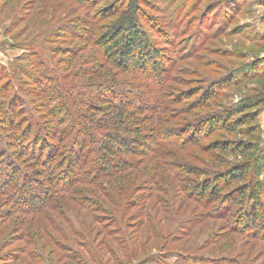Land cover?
I'll return each instance as SVG.
<instances>
[{
	"label": "rangeland",
	"instance_id": "rangeland-1",
	"mask_svg": "<svg viewBox=\"0 0 264 264\" xmlns=\"http://www.w3.org/2000/svg\"><path fill=\"white\" fill-rule=\"evenodd\" d=\"M129 1L0 0V116L7 113L13 123V133L0 128V264H193L200 258L204 264L227 258L264 264V244L219 230L220 222L208 219L210 209L198 208L187 188L180 187L194 178L179 172L185 167L206 165L213 172L243 163L244 158L207 148L215 139L235 140L238 135L219 133L188 150L183 144L161 146L155 155L161 157L158 166H170V172L168 167L149 176L154 171L147 175L139 167L122 174L123 180L129 176L125 183L103 177L56 191L48 199L36 194L24 203L15 183L30 188L15 176L31 179L34 173L44 184L41 190L48 192L46 181L37 176L40 167L19 158L22 145L14 142L16 135L27 133V121L35 116L47 136L56 132V123L74 128L71 121L81 118L105 122L106 114L91 109L96 110L98 96L93 99L90 93L100 95L109 83H114L110 88L131 85L143 91L138 102L169 113L157 114L155 124L179 141L186 140V127L200 118L221 116L264 95V74L258 70L264 65V0ZM133 2L134 23L165 65L153 79L122 74L100 49V40L130 21ZM244 115L254 116L264 133L263 106ZM54 143L47 140L45 145L51 150L58 146ZM258 143L264 149V136ZM147 158L134 161L142 164ZM173 184L180 187L173 196L155 194L158 212L144 206L146 188L163 190Z\"/></svg>",
	"mask_w": 264,
	"mask_h": 264
},
{
	"label": "trees",
	"instance_id": "trees-1",
	"mask_svg": "<svg viewBox=\"0 0 264 264\" xmlns=\"http://www.w3.org/2000/svg\"><path fill=\"white\" fill-rule=\"evenodd\" d=\"M127 3L130 4V1L127 0ZM135 13L136 3L130 7L129 14L131 17L130 21L127 22L128 24L125 22L126 25L124 24L115 30V33L111 32L108 38L100 40V49L108 62L114 64L122 74L139 80L153 79L160 75L165 65L159 61V52L148 41L146 34L134 23L135 20L132 15ZM251 68L252 65L246 70L252 72ZM258 70H262V74H264V65L262 69L258 68ZM112 84L114 83L107 84L105 86L106 91H101L100 95H97L96 92L90 93L93 99L98 96L96 110L90 108L94 109L96 114L99 112L102 115L106 114L107 121L97 122L92 118H81L79 122L71 121L70 125H73L74 128L68 126L64 128L55 122L60 128L58 127L56 132L54 130L48 131L47 136L44 123L35 116L27 121L29 127L27 133L23 134L22 137L17 135L14 137L16 139L14 142L18 140L16 144L22 145L19 158L24 157L36 163L40 167L37 176L43 182L46 181L45 184L48 186L46 194L41 190L44 184L35 180L37 178L34 173L30 176L31 179L25 177L21 179L19 175L15 176L14 178L18 177L30 188L27 191L26 187L15 183L17 188H20L24 203L28 204L26 201H31L36 194L48 199L55 195L56 191L62 189L71 191V188L77 184H93L103 177H116L117 182L125 183L129 176L123 180L122 174L139 167L142 171H146L147 175L154 171L149 176L163 173L164 171L161 169L166 171L168 167V172H170V166L163 168L158 166L157 160L161 157L156 156L159 154L161 146L163 148L166 146L177 147L179 144H183L185 150H188L190 147L199 146L203 141L225 132L228 135L240 137L235 140L215 139L208 145V150L222 156L229 155L236 159L244 158L243 163H237L225 171L213 172L206 165H203V168L196 165L193 168L185 167L179 172H184L195 179L193 178L191 183L188 182L189 184H183L180 187L187 188L188 197L191 201L196 202L198 208L204 206L210 209L208 219L213 220V222H220L219 230L226 232V234L264 244V149L258 147V142L264 133L262 128L254 122V116L244 115L260 106L264 107V95H256L247 99L236 109L225 112L226 114L223 112L221 116H218L221 113L218 112L213 113L212 115L215 116H209L207 119L200 118L198 122L186 127L183 132L186 140L174 141L175 133L170 135L169 131L162 132V128L155 124V120H158L155 119V116L161 112L169 114L167 111L153 110L146 106V102H138V97L143 92L142 89L139 90V88L131 87V85H128L127 88L124 87V89L116 87L117 85L110 88ZM153 107L155 109L156 106ZM45 110L44 113L47 111ZM135 110L136 113H133L132 111ZM13 114L14 112L12 116ZM52 114L50 117L53 119L55 115ZM144 114L145 118L143 117ZM234 114L238 117L232 121ZM16 120L17 116L14 117V121ZM198 123L200 124L198 125ZM11 125L13 123H8L7 113L0 116V128L2 130L7 128L13 133ZM199 130L202 135L197 133ZM62 132L66 133V137L60 135ZM57 134L59 136L55 137ZM192 134L194 136L190 138ZM165 135H169L171 138L165 139ZM25 138H30V140L25 142ZM47 140H54V144L58 143V146L50 150L49 144L45 145ZM26 150L31 151L32 154L28 155ZM35 152L39 153V157L34 155ZM42 156H45V159ZM146 157L149 158L142 164L134 161ZM198 163L200 164L201 161ZM197 168L204 169L203 173H198ZM66 181L68 185H66ZM173 186L174 188L170 186L166 188L167 190L154 186L152 192L146 188L141 195L147 196L145 200L143 199V202H146L144 206L151 207L152 212H158V203H155L153 199H160L155 198V194L162 193L173 196L180 189L176 184ZM175 190L176 192H174ZM236 207L241 208L242 213H237ZM194 220L196 221L195 218L190 219V221ZM233 260L235 259H214L213 262L207 264H244L238 261L233 262ZM193 264H204V260L202 258L194 260Z\"/></svg>",
	"mask_w": 264,
	"mask_h": 264
}]
</instances>
